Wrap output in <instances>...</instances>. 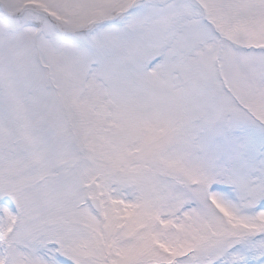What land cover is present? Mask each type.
<instances>
[{"label": "snow or ice", "instance_id": "1", "mask_svg": "<svg viewBox=\"0 0 264 264\" xmlns=\"http://www.w3.org/2000/svg\"><path fill=\"white\" fill-rule=\"evenodd\" d=\"M0 264H264V0H0Z\"/></svg>", "mask_w": 264, "mask_h": 264}]
</instances>
